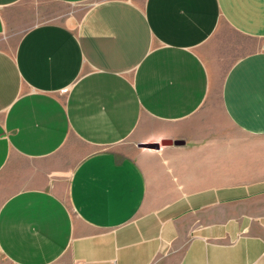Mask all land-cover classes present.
Returning <instances> with one entry per match:
<instances>
[{"label": "crops", "instance_id": "1", "mask_svg": "<svg viewBox=\"0 0 264 264\" xmlns=\"http://www.w3.org/2000/svg\"><path fill=\"white\" fill-rule=\"evenodd\" d=\"M50 1L90 4L0 0V264H264V148L226 182L215 110L264 140V0Z\"/></svg>", "mask_w": 264, "mask_h": 264}, {"label": "rangeland", "instance_id": "2", "mask_svg": "<svg viewBox=\"0 0 264 264\" xmlns=\"http://www.w3.org/2000/svg\"><path fill=\"white\" fill-rule=\"evenodd\" d=\"M90 3H82L75 5H64L52 2L50 0H24L21 6L30 13V15L35 16V20L33 19L31 23H43V22H66L70 16L79 15L84 12L87 5ZM216 114L217 118L220 121L222 126V132L225 137H234L236 140L230 139H222L219 141V147L216 149L222 153V164L223 167H217L216 171L220 169L223 175H226V182H243L250 183L256 182L260 180L262 173V167H245L246 165V147L248 151L251 149L254 150L255 156V164L257 156L260 154L262 148H264V140H259L256 138H243L240 136L221 114L220 110L217 108ZM121 150L129 152L134 148V141L132 138L125 141L122 145H120ZM237 158L238 167H230L235 163V159ZM241 165H243L241 167ZM253 170V171H252ZM232 174L231 177H229ZM229 177V179H228ZM6 175L3 174L0 176V202L3 198V184L6 182Z\"/></svg>", "mask_w": 264, "mask_h": 264}, {"label": "water", "instance_id": "3", "mask_svg": "<svg viewBox=\"0 0 264 264\" xmlns=\"http://www.w3.org/2000/svg\"><path fill=\"white\" fill-rule=\"evenodd\" d=\"M171 141H161L160 145L162 146H167L170 145ZM159 144H140L139 147L140 148H144V149H152V150H157L160 147Z\"/></svg>", "mask_w": 264, "mask_h": 264}]
</instances>
